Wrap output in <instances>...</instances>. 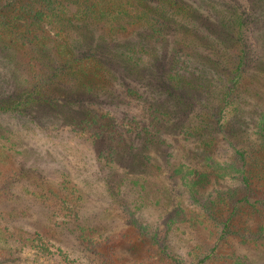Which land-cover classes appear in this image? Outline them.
<instances>
[{"label": "rangeland", "instance_id": "obj_1", "mask_svg": "<svg viewBox=\"0 0 264 264\" xmlns=\"http://www.w3.org/2000/svg\"><path fill=\"white\" fill-rule=\"evenodd\" d=\"M233 1L251 20L244 55L231 41L223 46L237 57L226 72L212 65L210 45L233 3L143 0L157 17L150 26L118 37L90 28L93 43L123 47L130 63L106 64L89 90L67 70L84 62L69 68L60 54L79 29H65L61 40L54 16L51 24L37 20L40 4L30 24L11 22L0 0V264L264 261V174L254 193L237 179L260 151L264 0ZM184 6L192 17L182 15ZM158 15L183 22L167 31ZM155 58L166 72L151 65ZM179 81L190 110L166 127L154 110L161 101L174 106L155 88ZM200 83L207 91L191 88ZM199 125L206 133H196Z\"/></svg>", "mask_w": 264, "mask_h": 264}, {"label": "trees", "instance_id": "obj_2", "mask_svg": "<svg viewBox=\"0 0 264 264\" xmlns=\"http://www.w3.org/2000/svg\"><path fill=\"white\" fill-rule=\"evenodd\" d=\"M170 1H173L176 6L182 2V0ZM1 2L3 3V5L6 3L8 8L11 9V22H20L22 20H26L29 22L28 24H30L34 20L35 13L39 10L35 5L40 4L41 9L40 14L37 16V20H47V22L51 24L49 20L52 16H54L57 21V31H55V34L61 40L62 34L64 33L63 31L65 29L73 27L79 29L78 31L79 33H81L80 38L75 41L72 40L70 43L67 40H65L64 43H61L60 54L61 57L68 61V67L73 62H84V66L86 68L74 70L73 68L69 67L71 69L67 70L75 74V77H78L77 80L79 85H82L83 83L87 84L86 88L89 90L92 89V83L94 81L93 78L98 76V74L102 72L103 66H105L106 64H111L113 63L112 61H117V63L126 66L130 63V57L123 47H119V49L116 46L111 47L108 43H106L107 40L105 38H102L98 43H93V41L91 40V33L89 32L90 28L92 26L102 27L104 29H107V33L111 34L112 37H118L122 34L132 33L133 29L139 26H150L151 24H153V20L155 21L157 19V17L155 18V12L152 11L151 8L147 6L145 7L143 0H1ZM227 2L228 4L233 3V8H231L233 10H231L229 14L231 20L228 22H222L221 28L223 29V32H219L217 34L218 38H221V36L224 35L226 41H221L217 38V41L215 43H211L210 45V53L214 57L212 65L216 68H219L220 72L222 73L226 72V67H230V65L233 64V62L237 59V57H233L231 59V53L224 55L225 50L223 49V46L225 45V43L230 44L231 41L235 44V46L237 45L238 51L244 55L246 45L243 42L251 20L249 10L240 8L239 5L234 3L233 0H227ZM184 7L185 8L184 11H182V15L188 18L192 17L194 15L193 11L188 6ZM170 16L167 17L166 15H158V18L164 21L165 26L163 27L167 31H169L174 25H177L179 27V25L183 22L181 21L180 23L177 17ZM164 30L159 31L161 35L164 34ZM31 38V42H35L33 40V37ZM48 38L49 37L47 35V38L45 37V39L43 40H47ZM44 45L42 44V46ZM41 56H48L47 48L42 51ZM160 59H162V57ZM242 59L243 58H241V60ZM154 60L156 62L151 65L156 70L160 67L159 69L162 73L166 72L164 71V67H158L159 60L157 58H155ZM240 64H242L241 61ZM164 76L165 75H162L161 79L166 80ZM169 84H173L174 86H169ZM189 85L190 84H188V86ZM156 86L157 88L155 89L158 90V93L167 95L168 99L166 101L172 102L174 106V111H168V109L166 108L167 102L161 101L160 103L162 104V106H159L158 108L163 107V109H157L158 114L154 110L156 119L158 120V122L164 119L167 122L165 123L166 127L168 126L169 121H171V124L169 125H172L174 127L180 125V123L177 122L178 117H180L179 115L181 113L184 114L190 110L189 102L186 101L183 96L184 94H187L189 90L182 85L181 81L176 82V84L172 82L165 84L163 82L160 85ZM197 86L200 87L199 89L207 91L208 86L202 83L197 85L193 84L191 85V88H196ZM23 109V107H20L17 110L15 109V111L21 112V110ZM172 114H175L176 117ZM160 115L163 118H161ZM170 117H172L173 119H170ZM258 119L259 121L261 120V124L257 129V140L261 142L259 147L260 151L257 150L258 148H255V151H253L254 157L250 162L247 163L248 165L244 166V170H237V179L242 184V186L245 189L251 191V193L255 192L254 188H259L258 185L261 183V179L263 177L262 173L264 174V150H262L264 149V114H260ZM201 122L202 121H200V124ZM202 124H204L205 126L206 121H203ZM155 126L157 127L158 125L156 124ZM158 128L160 127L158 126ZM198 128H200V130H198L196 133L200 132L203 129L198 135L206 133L204 131L206 127L204 128L202 125H199ZM256 155H261V157H258ZM244 161L245 159H243V162ZM242 199L247 201L244 198ZM258 200L262 201L258 204H264V199ZM239 202H241V200H239ZM258 204L255 203L251 205L256 208L255 205ZM14 230L16 229L13 228L10 233L12 236L11 239H13L17 234ZM18 231L21 232L20 230ZM140 232L141 234H144L141 229ZM21 233L27 237H30L32 235L26 230H22ZM149 239L154 244L160 247L159 241L155 237H150ZM160 249L162 250L161 247ZM2 255L3 254L0 253V257ZM260 264H264V261H261Z\"/></svg>", "mask_w": 264, "mask_h": 264}]
</instances>
